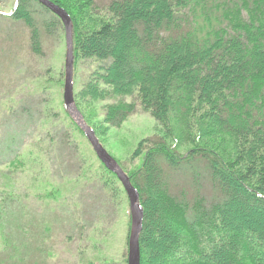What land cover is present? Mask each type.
<instances>
[{"label": "trees", "instance_id": "trees-1", "mask_svg": "<svg viewBox=\"0 0 264 264\" xmlns=\"http://www.w3.org/2000/svg\"><path fill=\"white\" fill-rule=\"evenodd\" d=\"M52 1L72 18L76 55L96 63L74 98L85 120L106 100L109 125L147 112L164 130L131 156L142 155L129 171L144 209L140 264H264V0ZM1 15L38 54L61 27L35 0ZM33 114L22 102L3 117L0 164L19 155ZM26 212L0 190V264H25L46 219L76 225L70 211Z\"/></svg>", "mask_w": 264, "mask_h": 264}, {"label": "rangeland", "instance_id": "rangeland-1", "mask_svg": "<svg viewBox=\"0 0 264 264\" xmlns=\"http://www.w3.org/2000/svg\"><path fill=\"white\" fill-rule=\"evenodd\" d=\"M13 4L14 0H0V15L9 14ZM1 18L0 133L3 117L22 102L29 103L34 111L35 123L30 125L19 155L0 164V190L5 198L18 196L27 204L28 212L48 210L66 215L70 211L76 223L72 228L65 219L59 226L46 219L43 227L48 228L41 227L39 234L41 244L34 250L30 248L25 264H127L131 217L126 192L120 181L105 170L64 108L66 45L62 23L58 37L42 35L38 54L30 49L25 27L4 25ZM73 55L75 98L96 63L77 56L75 46ZM105 101L85 107L87 114H92L87 123L129 175L142 161V155L131 158L139 141L163 135L164 130L147 112L131 115L120 127H113L104 121L100 109ZM2 138L0 149L6 143ZM190 147L185 144L179 151L185 153ZM26 232L31 233L28 238L36 237L33 230ZM4 237L0 229V253L5 247Z\"/></svg>", "mask_w": 264, "mask_h": 264}, {"label": "water", "instance_id": "water-1", "mask_svg": "<svg viewBox=\"0 0 264 264\" xmlns=\"http://www.w3.org/2000/svg\"><path fill=\"white\" fill-rule=\"evenodd\" d=\"M56 15L62 23L65 38V78L63 86V103L68 115L76 126L83 132L93 151L101 163L111 172L123 186L129 201L131 217V229L128 237L127 264H140L139 237L143 223V206L140 203L139 191L132 184L129 175L120 167L118 162L106 151L100 143L93 128L87 123L83 114L77 107L73 91V61L74 42L73 25L68 12L59 4L52 0H35Z\"/></svg>", "mask_w": 264, "mask_h": 264}]
</instances>
